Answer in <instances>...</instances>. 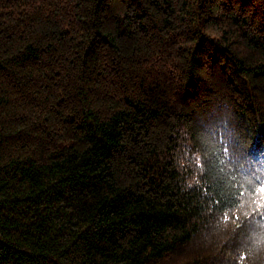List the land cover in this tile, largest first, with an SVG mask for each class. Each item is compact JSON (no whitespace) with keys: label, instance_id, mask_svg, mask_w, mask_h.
Instances as JSON below:
<instances>
[{"label":"trees","instance_id":"trees-1","mask_svg":"<svg viewBox=\"0 0 264 264\" xmlns=\"http://www.w3.org/2000/svg\"><path fill=\"white\" fill-rule=\"evenodd\" d=\"M224 144L264 158V0H0V264H264Z\"/></svg>","mask_w":264,"mask_h":264},{"label":"snow or ice","instance_id":"snow-or-ice-1","mask_svg":"<svg viewBox=\"0 0 264 264\" xmlns=\"http://www.w3.org/2000/svg\"><path fill=\"white\" fill-rule=\"evenodd\" d=\"M222 153L224 156L229 157V163L233 164L234 171L231 176V180L228 181L229 187L238 184L239 188L234 189L231 195L224 197L226 203H233L236 199L235 192L239 189L248 191L250 188H254L256 184H264V158L259 161L253 160L248 154L241 151L238 146H232V152H229V145L224 144L222 146ZM259 165V166H257ZM257 193H264V187L256 190ZM243 192L240 193L243 196ZM264 199V197H262ZM256 203V207H260V203ZM260 242H264V235L260 237Z\"/></svg>","mask_w":264,"mask_h":264},{"label":"rangeland","instance_id":"rangeland-1","mask_svg":"<svg viewBox=\"0 0 264 264\" xmlns=\"http://www.w3.org/2000/svg\"><path fill=\"white\" fill-rule=\"evenodd\" d=\"M264 233V222L253 221L247 227V232L245 235H240L237 237L235 242V248L241 250L247 248L248 245H255L257 240ZM190 247V246H189Z\"/></svg>","mask_w":264,"mask_h":264}]
</instances>
